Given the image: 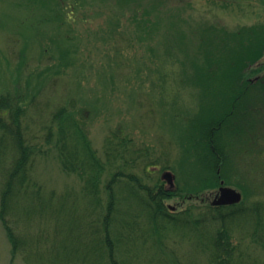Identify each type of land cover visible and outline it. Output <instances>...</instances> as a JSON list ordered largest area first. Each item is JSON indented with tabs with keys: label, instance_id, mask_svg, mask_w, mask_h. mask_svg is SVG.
<instances>
[{
	"label": "rangeland",
	"instance_id": "rangeland-1",
	"mask_svg": "<svg viewBox=\"0 0 264 264\" xmlns=\"http://www.w3.org/2000/svg\"><path fill=\"white\" fill-rule=\"evenodd\" d=\"M262 49L264 0H0V95L25 100L29 140L44 150L36 178L73 198L82 182L63 169L43 130L61 106L85 115L101 154L114 132L130 135L144 152L132 171L151 163L153 183L179 190L166 201L176 212L192 207L207 217L202 198L222 180L243 193L242 208L264 205V71L239 78ZM222 119L219 167L206 129ZM243 221L232 227L234 261L264 264V245ZM166 248L152 257L210 264V252L186 238L170 235ZM0 264H26L1 220Z\"/></svg>",
	"mask_w": 264,
	"mask_h": 264
},
{
	"label": "trees",
	"instance_id": "trees-1",
	"mask_svg": "<svg viewBox=\"0 0 264 264\" xmlns=\"http://www.w3.org/2000/svg\"><path fill=\"white\" fill-rule=\"evenodd\" d=\"M263 57L264 49L240 70L239 78L264 71ZM26 112L20 96L0 95V220L14 256L26 264H167L152 256L167 249L170 235L209 251L210 264H236L232 227L243 220L249 236L264 245L262 203L249 209L242 208L243 202L208 204L207 217L195 215L192 207L173 212L166 201L179 190L161 180L153 183L151 163L143 174L132 171L144 152L130 135L114 132L101 154L85 115L77 116L69 106L57 108L43 130L63 169L79 176L81 197L47 192L35 176L37 155L44 150L29 140ZM218 123H207L206 138L208 157L220 166L224 157L214 139L224 120Z\"/></svg>",
	"mask_w": 264,
	"mask_h": 264
},
{
	"label": "water",
	"instance_id": "water-1",
	"mask_svg": "<svg viewBox=\"0 0 264 264\" xmlns=\"http://www.w3.org/2000/svg\"><path fill=\"white\" fill-rule=\"evenodd\" d=\"M164 178H166L171 183L174 182V174L170 171L164 174ZM224 183L225 182L222 181V186L219 188L217 193L212 196L211 204L215 206H220L240 203L243 199L242 192L233 187L225 186ZM171 208L174 209L175 207L172 206Z\"/></svg>",
	"mask_w": 264,
	"mask_h": 264
}]
</instances>
